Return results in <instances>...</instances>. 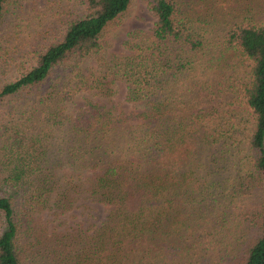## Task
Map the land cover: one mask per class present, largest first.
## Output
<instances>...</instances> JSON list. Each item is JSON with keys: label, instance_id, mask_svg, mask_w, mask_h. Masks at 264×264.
Segmentation results:
<instances>
[{"label": "trees", "instance_id": "16d2710c", "mask_svg": "<svg viewBox=\"0 0 264 264\" xmlns=\"http://www.w3.org/2000/svg\"><path fill=\"white\" fill-rule=\"evenodd\" d=\"M71 1L0 58V103L42 112L0 126V264H264V0H144L117 50L130 0Z\"/></svg>", "mask_w": 264, "mask_h": 264}, {"label": "rangeland", "instance_id": "374dc122", "mask_svg": "<svg viewBox=\"0 0 264 264\" xmlns=\"http://www.w3.org/2000/svg\"><path fill=\"white\" fill-rule=\"evenodd\" d=\"M75 8L76 5L71 0H10L7 10L0 20V44L4 47V51L0 53V58H21L26 56L24 52L30 46L36 47L39 43L48 42L55 34L58 35L55 29L58 20L65 18ZM154 18L153 13L148 9L144 0H130L126 10L106 27L104 39L107 44V50H117L120 41L126 37L128 31L149 30ZM229 18L226 17V19ZM216 22L218 24L216 23L212 27L213 38H219L224 28V20L218 19ZM31 97L30 93L24 92L15 98L1 102L0 126L12 114V117L14 116L17 121L21 122L26 134L37 133L39 128L36 127L38 126V121L41 120L42 112L35 110L34 118H31L33 119L32 122L26 119L28 113L25 112H29L26 108H28V103L31 102ZM91 212L94 214L93 218H97L98 215L103 214V209L101 206H95ZM63 216L69 222L72 219L79 220L82 217V215H79L73 218L67 214Z\"/></svg>", "mask_w": 264, "mask_h": 264}]
</instances>
